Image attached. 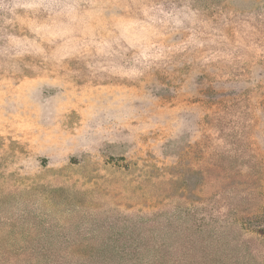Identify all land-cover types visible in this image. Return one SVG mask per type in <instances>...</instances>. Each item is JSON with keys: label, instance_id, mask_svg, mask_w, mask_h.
Instances as JSON below:
<instances>
[{"label": "rangeland", "instance_id": "obj_1", "mask_svg": "<svg viewBox=\"0 0 264 264\" xmlns=\"http://www.w3.org/2000/svg\"><path fill=\"white\" fill-rule=\"evenodd\" d=\"M263 205L264 0H0V255L264 264Z\"/></svg>", "mask_w": 264, "mask_h": 264}, {"label": "trees", "instance_id": "obj_2", "mask_svg": "<svg viewBox=\"0 0 264 264\" xmlns=\"http://www.w3.org/2000/svg\"><path fill=\"white\" fill-rule=\"evenodd\" d=\"M261 211L264 214V205ZM258 222H260L259 225H262L263 220H258ZM259 228L261 229H253V232L263 234V226ZM128 241L130 242L125 243L122 247H114L123 248V250L128 249V251L122 253L95 256L31 255L5 257L0 255V264H189L191 260L190 253L194 251V244L196 245V241L190 242L192 245L184 246L187 253L179 255L176 252L177 246L174 244H169L167 253H163L166 247L160 240L157 241L155 236L142 237L141 239L129 238ZM203 260L206 261L207 257L203 256Z\"/></svg>", "mask_w": 264, "mask_h": 264}]
</instances>
